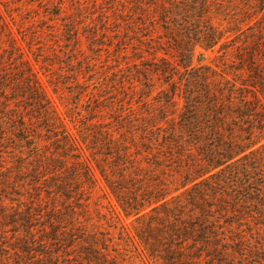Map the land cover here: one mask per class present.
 <instances>
[{"label":"trees","instance_id":"16d2710c","mask_svg":"<svg viewBox=\"0 0 264 264\" xmlns=\"http://www.w3.org/2000/svg\"><path fill=\"white\" fill-rule=\"evenodd\" d=\"M211 6L210 0H163L156 8L151 22L168 49L151 45V30L143 34L150 57L127 62L131 77L120 82L123 91L124 82L131 87V116L113 123L93 121L111 83L80 81L84 67L77 62L72 113L58 112L0 16V264H73L78 245L85 261L105 263L101 248L75 241L84 236L77 225L86 211L82 195L96 184L94 170L123 215L137 223L134 236L150 264H264V70L254 45L260 46L264 20L250 21L248 28H256L249 53L244 43L227 51L236 41L213 24ZM259 9L264 18V5ZM215 47L224 50L216 69L192 63L197 48ZM7 63L16 66L13 72ZM91 67L84 68L89 75ZM146 75L161 76L167 87ZM132 102L141 108L137 115ZM26 190L33 197L25 198ZM46 202L48 231L37 235L32 226L44 217ZM7 232L17 246L5 243Z\"/></svg>","mask_w":264,"mask_h":264},{"label":"rangeland","instance_id":"374dc122","mask_svg":"<svg viewBox=\"0 0 264 264\" xmlns=\"http://www.w3.org/2000/svg\"><path fill=\"white\" fill-rule=\"evenodd\" d=\"M162 1L0 0V16L7 23V28L12 32L23 52V58L29 61L41 88L58 112L63 116L72 113L68 108L72 107L73 104H68V102L73 101L70 94L75 87L73 72L76 70L74 63L77 62L84 68L86 63H89L92 66L90 69L93 75H89L82 68L83 74L78 75L77 79L81 81L84 77H89L87 84L93 82L92 85H94V81L97 79L105 78L108 83H111L109 90L101 94L102 105L105 108H96L98 118L93 119V121L98 119L102 123H113L117 118L125 120L126 117L131 116L127 115L126 110L128 97L132 96L129 95L132 92L131 87L127 82H124L125 89L123 91L120 82L131 77V75H125L129 71H133V68H126L127 62L129 65L133 62L139 63V60H134L138 55L142 56L143 59L150 57L145 51L150 47L149 42H146L149 37L143 36V34L149 33L151 30L155 40L151 45L155 47L158 44V46L161 45L160 47L168 49L165 38L162 37V30L151 22L152 19L155 20L156 8ZM175 1L193 2L196 0ZM210 1L212 5L211 21L221 29L230 30L226 33L228 42L233 38L236 41L233 45L230 43L226 50L234 51L238 44L244 43L245 51L249 53L256 25L252 28L248 27L250 21L254 22L259 19L258 25L263 22V10L259 8L264 5V0ZM154 25L157 27H153ZM152 27L153 29H151ZM260 41V46L258 43L254 44L255 47L258 46L255 52L257 55L256 63L258 67L264 70V34L261 35ZM223 51H218L217 47L207 51L197 48L192 63L196 66L210 65L215 68L214 65L219 66L221 63L220 59L222 58L219 56L224 54ZM167 58L173 60L170 56ZM69 60L72 62L68 65ZM231 60L233 61L229 64L237 67V60L232 58ZM5 68L7 72H13L16 66L7 63ZM103 72H107L108 75H101ZM144 77L150 78L151 83L158 85L159 88L167 87L166 84H163L161 76L146 75ZM140 78L143 82V77L140 76ZM174 78L176 79V76ZM140 85L139 82L133 83L136 90L139 89ZM56 87L57 89L54 90ZM155 95L156 92L154 91L151 96ZM24 103H19V105L26 106ZM81 103L82 105L78 109L84 114L86 106L84 102ZM180 103L181 101L178 100V107H180ZM131 104L134 115L141 112L138 104L134 102ZM94 105L99 106L96 102ZM175 114L168 117H173ZM68 119L65 120L67 126L73 131L72 123ZM115 128H118L117 124ZM81 146L86 148L83 144ZM83 152L86 156L89 155L87 148L83 149ZM94 173L96 176L95 186L88 190V194L82 195V199H84L82 201L86 203V211L84 217L80 218V227L79 224L77 225V233L79 236L83 232L84 236L78 237L79 239L75 240L76 243L87 241L91 243L90 246L93 248H101L99 251L105 254L103 256L105 263L103 264H150L141 250L138 239L134 236L137 223L132 216L123 215L98 171L94 170ZM25 192L21 191L25 198L33 197L32 191L26 190ZM30 203L28 205H34L33 202ZM25 205L26 202H23L21 208ZM42 208L44 210L41 213L44 214V217L32 226L37 235H45L48 231L47 228L42 227L46 223V217H48L46 212L48 202L43 204ZM62 227L65 226L62 225ZM13 238L15 235L7 232L5 243H12V247L17 246L18 242L15 243ZM80 250L83 251L78 245L72 252L71 257H75L73 264H97L94 258H90L91 263L89 260L85 261ZM9 251L10 253L13 252L12 250ZM18 254L17 256L21 257ZM42 263H44L43 260L39 261V264Z\"/></svg>","mask_w":264,"mask_h":264}]
</instances>
